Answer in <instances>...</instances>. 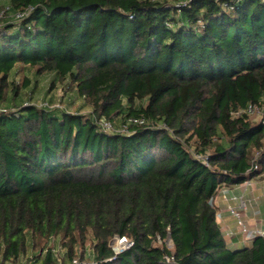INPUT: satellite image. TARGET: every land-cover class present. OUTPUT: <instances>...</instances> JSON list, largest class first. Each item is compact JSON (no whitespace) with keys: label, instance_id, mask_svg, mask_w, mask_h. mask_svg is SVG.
<instances>
[{"label":"trees","instance_id":"trees-1","mask_svg":"<svg viewBox=\"0 0 264 264\" xmlns=\"http://www.w3.org/2000/svg\"><path fill=\"white\" fill-rule=\"evenodd\" d=\"M2 4L28 10L0 25V264H264L212 201L264 177V0ZM47 73L91 111L35 103Z\"/></svg>","mask_w":264,"mask_h":264},{"label":"built area","instance_id":"built-area-1","mask_svg":"<svg viewBox=\"0 0 264 264\" xmlns=\"http://www.w3.org/2000/svg\"><path fill=\"white\" fill-rule=\"evenodd\" d=\"M186 0H182V3H185ZM27 10L28 9H24V10H18L16 12H13L11 9V6L9 5H5L3 7L0 8V25L3 23V21L8 17V16H12L15 19H20L22 18L24 15L27 14ZM37 103V102H35ZM39 105H50V106H64L61 103H54V104H50L48 101L46 102H42V103H37ZM6 110V106L3 104H0V112L1 111H5ZM261 110L262 112V116H261V120L264 123V111L259 108L257 105L255 104H249L248 107L246 108V111L248 113H253L256 111ZM96 121H98V124H100V126L107 130V131H114V132H128V125H131L132 123L135 124H142L145 122V119L140 118V117H131L129 118V120L126 122L125 125H121V126H117L115 125L111 120L106 119V118H101V119H96ZM252 181L253 179H247L245 180L243 183H241V185L244 188V191L247 190L250 186H252ZM222 198L224 200H230L236 203L235 204H231L229 205L228 209L230 211V213L232 214V216L235 218V222L237 224V226L239 227V232H241L242 234L246 235H250L251 237H253L254 235H264V228H251L247 225V223L245 222V219L242 215V210L247 209V199L245 198L244 195L242 196H237V195H228L225 191L222 192ZM212 201L214 202V204L217 206V195L214 196L212 198ZM225 234L228 236H232L233 232L231 229H225ZM113 240H116V245H117V249L114 250L116 253L123 251L124 249L128 248L130 245H132V241L130 239H128L126 236H116ZM112 240V241H113ZM111 241V242H112ZM125 242V245L123 244ZM123 245V246H122ZM168 260H170V258H168ZM78 260L74 259L73 262L76 263Z\"/></svg>","mask_w":264,"mask_h":264},{"label":"rangeland","instance_id":"rangeland-1","mask_svg":"<svg viewBox=\"0 0 264 264\" xmlns=\"http://www.w3.org/2000/svg\"><path fill=\"white\" fill-rule=\"evenodd\" d=\"M3 5L4 4H2V2L0 0V6L2 7ZM20 73L21 74L18 75L19 79L21 78L20 76L23 75L24 73H27L29 76H31L32 78L35 79L34 74L31 71H29V70L28 71H24V72H20ZM55 77L56 76H55L54 73H47V74L41 76L38 79V81H37L38 82L37 85H34L35 87L33 88V91H31L32 100L34 102H37V103H42V102L51 101V100L59 102L61 100L62 102L67 104L71 108V110L74 111V112H76V111L78 112L79 111L81 113H89L91 111V107L84 105L82 99H79V98L75 99L74 98V92L66 93L65 89L63 88V83L62 82H56L55 87H53V88L50 87L51 81L54 80ZM29 92H30V89L25 90L18 101L20 102L22 100V98L27 99L28 96H31V95H29ZM250 115H251L253 120L259 121L261 119L262 112H261V110H259V111L250 113ZM120 123H121V117H118L117 120H116V124L119 125ZM254 182H255V180L253 179L252 186H253ZM241 188L244 191V188H243L242 185H241ZM252 197H254V198H250L249 199V197L247 198V196L245 198L247 199L246 200L247 201L246 202L247 203V209L252 211L251 212L252 218H253L254 221H256V219H255V215H256L255 210H256V208L254 209V207L260 201L255 196H252ZM217 199L220 200V197H217ZM262 205H264V199L262 200ZM242 215L244 217V210H242ZM244 219H245V217H244ZM245 222L251 228H253V226L256 225L255 223H250V222L248 223V221H246V220H245ZM243 236H245V235L243 234ZM226 237L229 238L228 235H226ZM253 237H251L250 235H246L244 238L247 239V240H252ZM123 244L125 245V242ZM167 245L169 247H172L173 246L172 241L168 240L167 241ZM88 246H89L88 248L91 249L90 245H88ZM111 246L114 247L115 249L118 248L117 245H116V240H113L111 242ZM56 252L58 253V256H61L64 251H63L62 248H57L56 247ZM31 260L32 261H28L27 260L28 261L27 264H41V262L38 261V260L35 262L34 258H32ZM86 261H89V260H86ZM7 264H12V263L9 262ZM23 264H25V263H23Z\"/></svg>","mask_w":264,"mask_h":264},{"label":"crops","instance_id":"crops-1","mask_svg":"<svg viewBox=\"0 0 264 264\" xmlns=\"http://www.w3.org/2000/svg\"><path fill=\"white\" fill-rule=\"evenodd\" d=\"M2 3L8 2V0H1ZM255 182L253 186H250L247 190L243 191L241 188V184L229 186V185H222L217 193V197H220V200L217 199V220L222 226L223 230L231 229L233 232L232 237L229 236L228 241L230 245H244V244H251L252 240H247L239 232V228L235 222V218L231 215L228 207L229 205H233L236 203L230 200H224L222 198V192L225 191L228 195H237L242 196L244 195L247 198H254L255 196L260 202L256 204L254 207L255 210V219L253 220L251 215V210L245 209L244 210V217L248 223H255L256 225L253 228H264V205H262V200L264 199V177H257L254 179ZM249 238V237H248Z\"/></svg>","mask_w":264,"mask_h":264}]
</instances>
